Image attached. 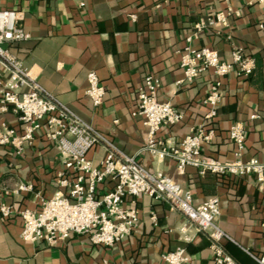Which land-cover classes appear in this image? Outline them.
Wrapping results in <instances>:
<instances>
[{
	"label": "crops",
	"instance_id": "obj_1",
	"mask_svg": "<svg viewBox=\"0 0 264 264\" xmlns=\"http://www.w3.org/2000/svg\"><path fill=\"white\" fill-rule=\"evenodd\" d=\"M0 7L20 10V23L30 38L8 48L47 94L122 153L136 156L150 171L176 179L191 191L194 204L219 197L217 223L233 239L224 241L226 251L239 264H260L251 254L264 252V186L252 175L202 176L192 166L179 174L174 160L157 161L141 151L146 128L134 112L139 87L147 75H154L161 81L159 99L169 101L185 117L176 125H164L160 136L179 143L199 126L213 129L215 136L203 153L228 161L234 159L230 126L242 122L248 136L244 157L264 161L263 4L255 0H1ZM230 9L239 14L230 15L226 25L213 23L218 13ZM200 23L204 27L196 32ZM190 35L194 46L217 49L223 60H231V43L256 60L251 75L233 72L223 79V102L213 118H207L210 106L204 102L217 79L212 71L193 82L176 83L183 77L178 51ZM90 71L106 87L99 107L86 95ZM3 123L19 133L24 130L12 109H0V128ZM46 132L42 127L33 147L21 155L11 146L0 145V202L15 209L10 218L0 214V264H169L162 255L180 247L190 257L183 264H213L209 233L199 232L169 201L148 195L137 199L136 230L113 246L97 247L77 234L58 246L22 240L19 211L39 210L41 200L59 189L58 175L64 170L58 147L45 137ZM106 152L100 143L87 157L99 165ZM113 184L108 179L100 192ZM182 227L191 240H185Z\"/></svg>",
	"mask_w": 264,
	"mask_h": 264
},
{
	"label": "built area",
	"instance_id": "obj_2",
	"mask_svg": "<svg viewBox=\"0 0 264 264\" xmlns=\"http://www.w3.org/2000/svg\"><path fill=\"white\" fill-rule=\"evenodd\" d=\"M255 1L264 5V0ZM232 14L239 12L231 9L220 12L213 23L226 25ZM20 20V10L0 7V109L16 112L24 129L19 133L3 123L0 145L11 146L15 153L21 155L33 147L37 132L45 127V137L58 147L65 164L58 175L59 189L55 194L51 198H43L39 210L26 208L19 211L23 220L22 240L29 244L58 246L72 234H77L86 236L97 247L113 246L136 230L139 222L137 199L148 195L169 201L174 209L190 219L199 232L209 233L213 264H239L224 247V241L233 239L217 223L219 197L211 196L201 204H194L191 191L184 189L176 179L162 171H150L136 156L122 153L100 131L47 94L8 48L11 43L30 38ZM203 27L202 23L198 24L196 32ZM227 38L232 39L231 36ZM193 39V35L188 36L186 44L178 51L183 77L176 83L193 82L203 72L212 71L217 79L210 86L204 102L210 106L207 118H213L223 102V79L233 72L240 76L251 75L256 69V60L247 55L243 47L231 43V60L226 61L219 50L196 47ZM87 79L86 95L95 107H99L104 102L106 87L95 71H90ZM160 87L161 81L154 75H147L139 87V102L134 115L142 119L146 128L142 152H148L157 161L174 160L179 174H184L186 168L192 166L198 168L202 176L252 175L260 187L264 186V161L244 157L248 136L242 122L236 121L230 126L234 159L228 161L203 153L204 146L215 136L213 129L199 126L179 143L160 136L164 125H176L185 118L169 101L159 99ZM100 143H104L107 152L100 164L95 165L87 155ZM108 179L113 181V187L100 192ZM14 213L13 205L0 202V214L4 219ZM181 230L185 240H191L186 228ZM251 255L264 264V252ZM162 258L169 264H183L190 259L184 247L164 253Z\"/></svg>",
	"mask_w": 264,
	"mask_h": 264
}]
</instances>
